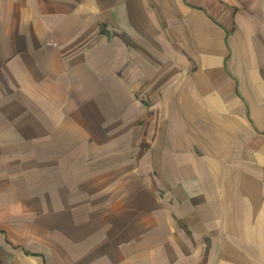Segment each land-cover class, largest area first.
I'll return each instance as SVG.
<instances>
[{
	"label": "crops",
	"instance_id": "0c3cea01",
	"mask_svg": "<svg viewBox=\"0 0 264 264\" xmlns=\"http://www.w3.org/2000/svg\"><path fill=\"white\" fill-rule=\"evenodd\" d=\"M0 264H264V0H0Z\"/></svg>",
	"mask_w": 264,
	"mask_h": 264
}]
</instances>
